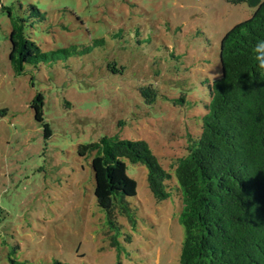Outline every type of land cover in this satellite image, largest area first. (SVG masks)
Here are the masks:
<instances>
[{
	"label": "rangeland",
	"instance_id": "1",
	"mask_svg": "<svg viewBox=\"0 0 264 264\" xmlns=\"http://www.w3.org/2000/svg\"><path fill=\"white\" fill-rule=\"evenodd\" d=\"M31 5L46 16L32 28L43 50L86 52L16 74L2 6L22 14ZM255 10L233 0H0V264L10 253L27 264H180V197L157 202L147 168L129 163L139 183L132 201L139 219L134 230L122 220L134 238L130 243L123 234L118 251L95 197L91 158L79 155L78 145L107 134L144 138L173 171L170 165L186 154L187 133L199 132L202 111L166 98L183 91L177 77L217 76L223 37ZM101 39L106 46L96 44ZM170 52L181 59L171 60ZM153 80L165 92L150 107L139 86ZM192 86L184 87L187 96L207 97ZM38 92L46 98L48 137L30 106Z\"/></svg>",
	"mask_w": 264,
	"mask_h": 264
},
{
	"label": "trees",
	"instance_id": "2",
	"mask_svg": "<svg viewBox=\"0 0 264 264\" xmlns=\"http://www.w3.org/2000/svg\"><path fill=\"white\" fill-rule=\"evenodd\" d=\"M233 1L246 2L256 10L223 37L217 76L177 77L175 82L183 91L186 86H199L207 97L201 100L181 91L178 97L166 98L176 106L195 105L202 111L199 132L187 133L186 154L170 165L173 171L144 138L107 134L78 145V154L91 158L95 197L105 213L108 239L118 251L123 249L120 237L126 234L122 220H129L134 230L139 219L132 202L139 183L128 174L132 163L147 168L148 187L157 202L180 197L185 230L180 264H264V0ZM2 7L11 20L9 60L16 74L86 52L69 46L43 50L32 28L46 21L45 14L36 5L22 14L14 12V6ZM117 38L114 33L113 42ZM101 43L106 46L108 40L96 41ZM170 57L181 59L175 52ZM167 68L171 73L179 71ZM139 89V98L150 107L163 92L154 80ZM45 104L44 94L38 92L30 106L48 137L52 131L45 120ZM133 238L128 232L124 240L131 243ZM11 256L8 264H27ZM53 264L69 263L56 259Z\"/></svg>",
	"mask_w": 264,
	"mask_h": 264
}]
</instances>
